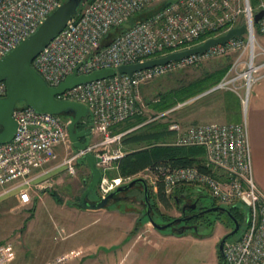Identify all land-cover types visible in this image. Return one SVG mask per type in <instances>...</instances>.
<instances>
[{"label": "built area", "instance_id": "1", "mask_svg": "<svg viewBox=\"0 0 264 264\" xmlns=\"http://www.w3.org/2000/svg\"><path fill=\"white\" fill-rule=\"evenodd\" d=\"M164 1L86 0L80 12L40 50L31 65L48 86L56 87L75 68L76 75H84L194 47L205 40H199L202 35L220 30L224 33L241 25L242 17L248 33L233 37L224 44H216L203 53L136 71L132 76L117 73L75 85L56 95L58 99L87 107L91 133L101 139L85 145V150L72 146L68 134L69 117L40 113L26 104L16 106L13 111L17 123L14 136L0 144V198L14 192L19 203L27 205L35 189H50L53 186L50 179L37 180L46 172L28 175L32 168L57 160L58 145L64 148V155L57 167H64L71 176L76 172L77 160L88 151L101 159L97 164L101 172L96 186L99 198L135 178L143 179L154 193L161 184L166 196L183 186L202 188L219 205L238 209L244 217L243 230L223 243L225 264H264V193L254 180L246 118L241 122L208 121L186 126L178 120L168 121V130L175 135L169 144L202 146L204 165L211 167L209 172L196 166L158 164L128 177L109 178L103 174L116 169V161L124 155L119 147L124 133L112 134L111 128L140 113L141 87L145 83L205 60L236 53L229 70L212 89L231 88L239 94L242 106L246 108L252 85L264 77V46L255 45L254 26L250 22L253 10L249 0H169L158 7ZM62 2L0 0V58L34 33ZM257 9H264V0H258ZM142 14L145 16L134 20L103 45L104 38L112 29L125 26ZM257 28L264 35V16L257 23ZM232 69L235 73L228 78ZM241 79L243 82L239 84ZM5 93V83L0 82V97ZM160 115L164 116L166 112ZM113 145L115 148L111 149ZM242 207L243 211L240 210ZM74 255L61 254L43 264H64ZM12 259V244L1 243L0 264H9Z\"/></svg>", "mask_w": 264, "mask_h": 264}, {"label": "rangeland", "instance_id": "2", "mask_svg": "<svg viewBox=\"0 0 264 264\" xmlns=\"http://www.w3.org/2000/svg\"><path fill=\"white\" fill-rule=\"evenodd\" d=\"M250 4V1H249ZM257 3L253 8V14L258 11ZM244 20V17L241 18V24ZM254 37H255V45L264 46V44L260 43V36L261 33L258 31V28L254 26ZM222 32L216 34L220 35ZM263 35V34H262ZM257 51H260L257 48ZM231 57L232 61L236 57V53H230L225 56L216 58V59H209L205 60L197 65H192L186 67L184 69H180L174 72L166 73L165 75L155 78L141 87V105H140V115L146 118V122L154 117H157L156 121L166 122L172 119H178L181 123L186 124L181 117H178L177 114L174 112L167 113L166 115H160L161 111L152 110L146 101L155 102L158 101V98L161 93L166 92L168 90L174 89L181 84L191 82L197 79L204 70H214L217 67H220L225 63L228 57ZM261 57V56H259ZM260 58L259 60H261ZM234 69V68H233ZM229 71L228 78H230L234 73V70ZM237 72L239 69L236 70ZM239 84H242L243 79L238 80ZM203 92V91H202ZM239 92V91H238ZM201 93V92H200ZM198 93V94H200ZM242 94V90L239 92ZM196 94V95H198ZM196 95L190 97L186 104L185 102H181L184 105L183 109H187L189 112V102L192 98ZM181 103H177L178 105ZM202 103V102H201ZM176 104V105H177ZM22 100L16 103V106H22ZM175 105V106H176ZM180 111V110H178ZM183 113V111H182ZM66 118V116H63ZM132 118V117H131ZM134 122V119L131 120ZM124 123L120 124V127H124ZM189 125V124H188ZM99 135L94 134L93 132L84 138L83 142L85 145H89L90 143H94L99 141ZM115 145L111 146V149H114ZM58 151V158H61L64 155V148L62 145H58L56 147ZM110 149V150H111ZM98 151V150H96ZM59 160V159H58ZM42 167L32 168L31 173L28 176L34 175L38 172ZM75 174L73 176L68 175L65 171L64 167H58L53 173L49 174L45 178H49L53 183V186L50 188L51 191L55 192L62 200H71L74 199L75 202L80 197L83 189L85 188L86 184L90 179V170L84 160L79 158L75 163ZM113 169L105 171L107 177L111 176ZM44 178V179H45ZM55 180V181H52ZM38 181H41L39 179ZM186 190L182 192L185 194L187 200L189 199H199V206L207 207L212 198L208 195V193L204 189L196 188L195 186L189 185L185 186ZM44 190H49L46 188ZM49 192V191H47ZM153 192V191H152ZM154 193V192H153ZM125 197H121L122 200H117L113 202H109L105 208L112 209L117 208L118 210L133 213L134 215H140L144 212L143 205L141 202L142 193L137 191L136 188H131L129 191L125 192ZM123 196V195H122ZM177 196H179L177 194ZM99 197L98 191L96 189L89 194V199L93 200ZM180 199H184L182 196H179ZM77 198V199H76ZM152 199V198H151ZM56 198L47 195L44 201L38 200L37 204H35L34 208L30 211L27 210L25 207L19 205L16 201L15 193L9 192L4 197L0 198V242H9L12 244L14 239L21 243L22 245H62L65 241H63V232L62 230L57 231L59 228L64 229V235L70 234L73 232V229H79L82 226L83 221L76 222L71 225V222L66 220L64 217L67 214L61 212V208L58 207L57 203L55 202ZM54 201V202H53ZM167 205H164L159 199L154 200L152 199V206L154 210L156 209L158 213H162L160 215H156L153 220L159 224L166 223V217L169 218L175 217L178 215L179 208L175 205L173 201V196L171 194L168 196ZM221 206V205H220ZM156 207V208H155ZM243 211V207L240 209ZM27 213L32 216L29 221H27ZM204 217V220L215 219L216 221L211 225L201 224L198 225V231L200 234L208 236L213 235L215 232L219 233L221 236L227 233L233 226L229 223V218L225 214H208ZM162 215V216H161ZM72 220V217L67 216ZM103 222L104 220H99L98 224L89 228V229H82L75 232L74 235L68 238L67 243H71L78 239V237H82L86 233L94 230L95 228H102L103 229ZM147 222V220H146ZM149 224V223H147ZM139 226L142 224H138ZM151 225V224H149ZM203 225V226H202ZM152 227V226H151ZM244 228V224L241 225L239 231L236 233L238 235ZM91 229V230H90ZM103 231V230H102ZM59 234H57V233ZM163 236L164 241H162L158 245H147L148 253L150 259H159V264H211V256L209 254V246L211 240H195V236H199L197 234H193L192 231L188 230L183 233L184 237H177L179 238H172L169 235L172 233L169 229H165L162 231H158ZM67 235V236H68ZM175 235H170L174 236ZM235 235V236H236ZM220 236V237H221ZM232 237V236H231ZM229 237V238H231ZM220 239V238H219ZM218 242L213 245L210 251H214V259L213 264L219 263V253H218ZM134 253L136 250H132ZM132 253L129 255L130 258Z\"/></svg>", "mask_w": 264, "mask_h": 264}, {"label": "crops", "instance_id": "3", "mask_svg": "<svg viewBox=\"0 0 264 264\" xmlns=\"http://www.w3.org/2000/svg\"><path fill=\"white\" fill-rule=\"evenodd\" d=\"M260 43L264 44V35L262 34L260 36ZM211 71L213 70H204L198 78H201L206 72ZM212 88L206 89L190 100L189 112L187 109H183L184 105L182 103L177 104L165 112H174L177 114L178 117H181L186 122V124L181 123L184 126L208 121L241 122L243 118H246L249 128L254 180L260 191L264 193V77L252 85L246 108L242 106L239 94L231 88ZM168 121H166L167 124ZM142 124L116 133L126 134ZM123 135L121 144L119 145L122 151L124 150V144L122 142ZM174 137L175 135L173 133V139ZM98 138L100 139V137ZM58 159L46 164L36 172L34 175L40 172H46L37 180L41 179L42 181L49 174L57 170V165L61 158ZM111 176H118L117 168L113 169ZM47 191L35 189L32 192L31 202L27 205H21L15 194L16 201L19 205L30 211L37 204L38 200L44 201L49 194L56 198L55 202L61 208V212L72 217V220L67 216L64 217L71 222V225L77 221H83L84 224L79 229H73V232L69 235H64L63 228L57 229V231L62 230L63 232L62 239L65 242L62 245H22L14 239V242H12L13 259L9 264H43L55 256L67 253H74L75 255L64 264H159V259H150L149 250L146 247L147 245L160 244L164 241L163 236L166 235L159 234V230L151 227L152 225H149L148 220L147 222L143 221L142 225L135 230L134 228L140 215H134L130 212L125 213L117 208L106 209L104 207L99 210L82 209L74 204V199L62 200L55 192L52 195ZM31 217L27 213V221ZM99 220H104L103 229H90L91 231L82 237H78L77 240L67 243L66 240L72 237L75 232L82 229H89L98 224ZM172 234L175 235L173 232L170 235ZM170 235L169 237L172 238L184 237L183 234H177L179 237L177 235L175 237ZM220 236L219 233L215 232L213 235H194L193 237L195 240H211L209 246L211 264H213L214 251L212 252L210 249L219 242L223 235ZM132 250H136L135 253ZM131 253V257L128 258Z\"/></svg>", "mask_w": 264, "mask_h": 264}, {"label": "water", "instance_id": "4", "mask_svg": "<svg viewBox=\"0 0 264 264\" xmlns=\"http://www.w3.org/2000/svg\"><path fill=\"white\" fill-rule=\"evenodd\" d=\"M85 2L86 0H64L43 20L34 33L22 40L10 52L0 58V82H4L6 86L5 95L0 97V144L8 142L13 138L17 127L16 120L13 117V111L16 107V103L22 100L28 107L37 112L62 116L65 115L69 117L70 122L68 125V134L72 146L79 150H85L86 146L81 142V139L89 136L91 134V129L90 127H86L77 130L76 127L78 123L87 116V107L78 102L58 99L55 97L56 95L61 94L64 90L72 88L78 84L107 78L117 73L132 76L136 71L151 68L155 65L165 64L169 61L177 60L191 54L203 53L206 49L216 44H224L233 37L243 36L248 33L249 30L246 25L241 24L228 29L220 35L209 37L201 44L194 47L171 52L164 56L149 58L143 62L123 64L116 69L102 68L89 74L76 75L75 68L73 73L66 76L58 86L50 87L41 75L33 69L31 61L40 50L66 26L73 16L77 14L79 8ZM263 16L264 9H260L253 14L252 21L250 19V22L257 24ZM84 159L90 170V179L79 197L78 207L88 210L102 209L117 192L126 191L136 183H141L143 185L145 200L147 199L146 197L148 194L146 182L141 178H135L126 185L117 187L105 197L92 202L89 199V194L96 189L101 177V172L97 167V164L101 159L97 155L88 151H85ZM48 191L51 193L50 189ZM191 208H195V204H192ZM213 211L225 213L233 223V227L225 233L218 242L220 264H225L222 250L223 243L227 238L237 233L239 230V222L231 214L228 208L220 205L205 208L199 214ZM197 215L198 214L194 216ZM147 220L154 229L159 231L168 229L173 224L180 221V219L175 218L164 224H159L155 222L150 215H147Z\"/></svg>", "mask_w": 264, "mask_h": 264}, {"label": "trees", "instance_id": "5", "mask_svg": "<svg viewBox=\"0 0 264 264\" xmlns=\"http://www.w3.org/2000/svg\"><path fill=\"white\" fill-rule=\"evenodd\" d=\"M249 1L252 7H254L257 3V0H249ZM168 2L169 0L164 1L158 7H161ZM80 10H81V7L79 8L78 12H80ZM144 16L145 14L139 15L138 17L131 19L130 23L126 24L125 26L112 29L109 32V34L104 38L103 45H106L112 37L117 35L119 32L123 31L124 29H126L134 20H136L137 18L144 17ZM253 26L257 27V24L253 23ZM222 31L223 30L213 32V33H207L205 35H202L199 40L201 41L208 37H212ZM227 59L228 60L225 63H223L222 66L215 68L211 72H208V73L206 72L201 78L195 79L188 83L181 84L174 89L161 93L158 98V101H155V102L146 101V103L152 110L165 112L166 110L173 108L178 102L183 103L187 101L190 97L202 91H205L208 88L215 86L225 76V74L230 68L232 59L230 56ZM23 105H25L24 102H23ZM132 119H134V122L131 121ZM145 121H146V118L144 116L140 114H136L132 118H129L124 122L114 125L111 128V133L115 134L116 132L126 131L134 127L135 125L144 123ZM88 123H89L88 117H85L83 120L80 121V123H78L77 125L78 130L89 127ZM122 123L125 124L124 127H120V124ZM172 139H173V133L172 131L168 130L167 122H161L159 120L158 121L151 120L149 122H145L144 124L140 125L138 128L124 134L123 139H122V142L124 144V147H123L124 155L116 161L118 176L128 177V176H131L141 171L145 167L153 168L155 165H158V164L162 166H168V167L196 166L199 169L206 171V172H209L211 170V167H206L204 165L205 152L202 146L171 145L169 143H171ZM83 140L84 138L81 139V141ZM82 160L85 161L84 157H82ZM109 178H112V176H109ZM126 184L127 183H124L122 185L124 186ZM132 188H136L137 191L144 194V187L141 183L134 184ZM185 190H186L185 186L179 187L176 189L173 195L180 194ZM95 192H96V189H95ZM51 194L53 195L54 192L51 191ZM147 194L153 199V201L159 199L164 205L168 204L167 203L168 196L164 194L161 184L159 185L157 193H153L152 190L147 185ZM98 199L99 197L91 201L94 202ZM78 200L79 198L74 203L76 206H78ZM117 200H122V198L118 195V193L115 194V196L109 202H113V201L115 202ZM173 201L175 203L174 198H173ZM215 205H219V204L215 200L212 199L211 203L207 206V208L210 206H215ZM228 209L231 212V214L238 220L239 225L241 227L244 221L243 214L238 209H235V208H228ZM155 211L157 212L156 209ZM221 213L222 212H218V211L208 212V214H215V215H218ZM222 214H225V213H222ZM166 218H167L166 219L167 221L169 218L168 217ZM146 220H147L146 213L145 212L141 213V216L137 220V223L134 229L135 230L138 229L139 227L138 224H142L143 221H146ZM228 220H229L230 225L233 226L232 221L230 219ZM215 221H216V218L207 220L205 225H211ZM193 234H196V233H193ZM197 235L205 236L202 234H197ZM218 264H220V259H219Z\"/></svg>", "mask_w": 264, "mask_h": 264}, {"label": "flooded vegetation", "instance_id": "6", "mask_svg": "<svg viewBox=\"0 0 264 264\" xmlns=\"http://www.w3.org/2000/svg\"><path fill=\"white\" fill-rule=\"evenodd\" d=\"M64 1V0H63ZM78 130V128L76 127ZM83 142V141H81ZM123 186V185H121ZM132 188V187H131ZM131 188L127 189L126 191H120L117 192L118 195H121V197H125V192L129 191ZM116 193V194H117ZM123 195V196H122ZM179 196H182L184 199H180L179 196L177 195H171L173 196L175 200V205L179 208L178 215L172 218H169L166 222H169L173 219H180L179 222L173 224L169 229L175 234H183L184 232L190 230L193 233L200 234L198 231L197 226L201 224H206L207 220H204L205 214H199L202 210H204L207 207L204 206H199V199H189L187 200L188 197H186L185 194H178ZM147 199L145 200V195L142 194V207L146 215H150L152 218H154L156 215H160L162 213H157L152 205V199L148 195L146 197ZM192 204H195V208H191ZM184 209V210H183ZM198 214L197 216H194ZM162 216V215H161ZM203 226V225H202ZM199 227V226H198Z\"/></svg>", "mask_w": 264, "mask_h": 264}]
</instances>
